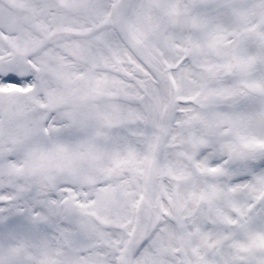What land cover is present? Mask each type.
<instances>
[{
	"label": "snow or ice",
	"instance_id": "6c2138e0",
	"mask_svg": "<svg viewBox=\"0 0 264 264\" xmlns=\"http://www.w3.org/2000/svg\"><path fill=\"white\" fill-rule=\"evenodd\" d=\"M0 264H264V0H0Z\"/></svg>",
	"mask_w": 264,
	"mask_h": 264
}]
</instances>
